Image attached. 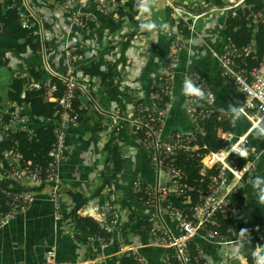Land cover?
Returning <instances> with one entry per match:
<instances>
[{
  "label": "crops",
  "instance_id": "obj_1",
  "mask_svg": "<svg viewBox=\"0 0 264 264\" xmlns=\"http://www.w3.org/2000/svg\"><path fill=\"white\" fill-rule=\"evenodd\" d=\"M25 1L29 7L27 9H32L42 23L46 43L45 60L49 58L46 64L53 74L65 75L66 48L67 50L76 49L77 54L82 57L76 66L77 76L82 74V70L91 63L98 64L102 70H106L108 64L119 59L123 50L122 44L127 40L124 63L119 66L120 82L117 94L122 100L124 113H128L133 105L150 106L152 104L154 79L164 71L166 61L178 49L179 70L196 72L205 80L214 92L218 109L234 121L238 133H243L249 128V124L237 113L242 101L241 95L235 89L223 84L219 78L218 63L213 58L214 53L223 52L228 48L224 39L223 26L226 19L234 14L235 4L239 0H195L196 11L203 16L194 24L191 22L194 25L193 31H189L190 34L187 37H181L178 34L177 21L167 7L169 3L183 6L184 1L190 3L191 0H164L163 10L153 3L150 6V12L143 14L138 12L136 6H146L144 0H123L117 12L105 15L96 11L93 5H89L85 11L89 15L85 21L86 29L75 27L66 10L49 7L42 0ZM216 1H220L224 6L217 7L213 4ZM226 3L229 5H225ZM0 4L5 11H9L17 5L21 8L22 2L21 0H0ZM24 9L19 10L24 12ZM23 12L20 11L24 14ZM193 14L197 13L193 12ZM202 21L204 23L201 25ZM150 23L156 24L153 30L141 27ZM191 24L189 21V25ZM198 24L200 29H197ZM31 55V59L18 57L19 60H16L18 63L15 62L13 67L25 71L26 68L40 66L43 62L42 55L39 52L37 55ZM26 72L28 73V70ZM89 79L91 89L97 88V90L92 91V103H80L79 108L83 111L81 121L68 138L72 151L69 159L60 169L61 215L72 211L73 203L78 197L85 199L93 197L85 205L84 215L91 216L100 223L104 215L107 216L111 210L118 209L116 212L120 211L121 216L124 215L125 218L121 217L120 213L119 215L116 213V222L114 216L109 218L110 224L113 223L111 225L112 240L102 243L91 239L88 251L85 244L74 240L71 223L60 225L54 222V211L48 196L37 195L24 212L0 222V264H39L43 262L45 253L50 248L55 249L57 259L63 262L87 258V260H95L96 264H119L122 254L119 253L118 246L120 248L125 245L118 233L114 231L120 224L128 223L130 215V210L120 205L123 201L131 204L138 217L148 219L152 228L159 229L165 225L164 228L167 230H174L173 222L169 218L160 220L157 217L156 222L151 221L156 214L145 204H141L142 207L146 206L143 207V216H141V209H138L140 202L134 199L133 184L137 182L149 187L155 185L156 175L151 168L150 151L139 145L134 138L124 137L118 140V134L114 132L115 122L105 113L110 114L120 109L102 92L98 78ZM43 81L35 84H42ZM45 83L48 81H44ZM174 93L175 102L167 115L164 136L189 128V122L183 112V92L179 78L174 85ZM93 98L96 100L94 101ZM90 106L92 110H89ZM90 111L94 112V117L89 115ZM249 138L252 151L260 157L257 160L255 173L248 184L242 188L246 205L237 213L243 212L239 219H236L234 214L235 232L241 238L259 231L256 230L257 228L260 229L256 224L254 206L257 199L263 195L261 191L264 187V136L257 131H252ZM110 142L118 149L123 161L122 169L117 174L104 151V147ZM4 176L5 172L0 166V189L11 192L5 187ZM109 178L114 179L111 185ZM106 184H109L108 187ZM110 188L113 195L109 193ZM109 198L114 201L113 204ZM108 205L111 208H108ZM105 207L106 210L103 211ZM146 214H150L151 218ZM125 234L127 245L140 247L139 253L148 264H165L164 259L169 256V252L152 247L146 248L148 233L138 229L137 222L132 224ZM194 244L199 248L203 259L210 264H215L226 254L234 252V247L231 245H218L216 238L207 239V241L202 238L195 239Z\"/></svg>",
  "mask_w": 264,
  "mask_h": 264
},
{
  "label": "built area",
  "instance_id": "obj_2",
  "mask_svg": "<svg viewBox=\"0 0 264 264\" xmlns=\"http://www.w3.org/2000/svg\"><path fill=\"white\" fill-rule=\"evenodd\" d=\"M243 1L245 0H239L236 6ZM21 2V9H25L24 14L18 16L19 23L28 30L37 26L39 46H34L33 51L39 52L44 61L46 48L44 47L42 23L32 9H27L29 8L27 2L25 0ZM45 3L49 7L66 10L65 12L70 15L75 27L86 29L85 21L89 15L85 11L89 5H93L96 11L105 15L117 12L123 0H45ZM167 8L176 20L186 24L191 20L194 24L203 16L196 11L195 4L192 5L190 11L172 3H169ZM193 24L189 25L191 32ZM227 46V50L214 53L213 58L218 63L219 78L223 84L235 89L241 95L242 101L237 113L249 124L247 131L237 132L234 121L218 109L214 92L198 73L179 70L178 49L172 54L169 66L159 75L166 85L163 91V96L167 99L164 109L157 107L153 95L150 106L136 104L126 115L115 111L109 116L115 122L114 132L116 134L125 128L129 138H134L139 145L150 151L156 183L153 187L145 185L142 188L136 182L133 184V193L137 195L143 190L147 199L144 204L151 207L160 220L169 218L173 222L174 230H167L164 228L165 225L159 229L153 228L145 245L146 248L152 247L169 252V256L164 259L165 264H210L204 261L199 248L194 244L195 239L199 238L205 241L216 238L218 245L234 247L233 253L226 254L221 261L215 264H264V249L260 245L254 243L253 251L246 256L243 246L248 238L236 237L235 231L230 228L227 231L232 234V239L220 238L213 229L219 227L220 220L234 215L232 204L256 171L257 160L260 156L251 149L250 133L257 131L264 136V55L257 62L258 53L254 42L241 49L231 47L230 42ZM77 53L76 49L67 50L66 48L64 76L53 74L45 60L46 69L44 67L43 69L49 76L60 81L63 87V94L59 98L54 97L56 87L51 85L50 81L44 84L42 80L43 83L38 85L31 80L26 70L39 73L37 67L26 68L25 71L12 67L14 79H26L29 84L32 81V84L24 89L22 100L13 104L7 121L0 120L4 134L0 143H6L9 136L18 133L26 135L31 141L32 135L40 132L36 130L44 127H47L53 134L54 143L51 151L46 153L47 163L37 170L31 169V162L22 167V155L3 153V160L7 163L4 176L6 182H13L30 191L5 192L9 198L7 206L12 208V211L9 214H0V222L12 219L16 214L24 212L34 198L40 194L48 196L54 211V222L59 224L61 220L60 169L71 154L69 134L78 128L80 118L78 112L82 111L79 108L78 112L72 113V108L78 96L86 97L89 103H92V91L97 90V88L91 89L88 77H84L83 74L76 75L77 63L82 60ZM249 61L257 63L251 69H247L245 65ZM178 78L181 88L186 89L185 82H189L200 88L202 95L197 97L187 94L186 91L183 93V112L189 122V128L164 136L167 115L175 102L174 85ZM44 95L47 96L49 103L56 104L58 110L47 119L34 118L31 115L33 108L28 98L33 96L42 98ZM215 116H218L219 120H226L229 128L218 131L217 138L221 145L217 146L215 151H210L202 157L201 175L213 170L216 174L205 185L191 186L187 171L184 167H180L179 160L181 157L197 159L200 152L207 151L204 145L206 133L202 124L210 122ZM112 217V214L104 215L100 222L104 229L108 230L105 224ZM111 225H113L112 222ZM118 231L116 229L117 233ZM95 240L104 243L101 238ZM259 248L261 252L258 251ZM139 249L140 247L121 246L119 253L122 255L130 253L137 264H148L140 255ZM41 264H96V261L84 259L59 261L55 249L50 248L46 251Z\"/></svg>",
  "mask_w": 264,
  "mask_h": 264
},
{
  "label": "trees",
  "instance_id": "obj_3",
  "mask_svg": "<svg viewBox=\"0 0 264 264\" xmlns=\"http://www.w3.org/2000/svg\"><path fill=\"white\" fill-rule=\"evenodd\" d=\"M217 7L224 6L220 1L213 2ZM18 5L13 7L12 10H4L0 4V120L3 122L7 121L9 118L11 108L14 103H18L22 100L24 95V89L28 88L29 83L26 79H14V70L11 68V62L7 58L5 51L15 54L17 57H23L28 54L37 55V51H33V47L38 45V28L37 26L32 27L31 29H24L19 23L18 16L23 12ZM24 13V12H23ZM177 21V32L181 37H187L190 33L189 22L186 24L183 21ZM191 24V21H190ZM92 27V25H90ZM147 30H153L152 28H147ZM156 30V29H154ZM224 30V39L226 45L231 43V47L236 49H241L248 46L251 42L255 43L256 50L258 53V61L261 60L264 55V1L263 0H245L235 7L233 15H230L223 26ZM191 32V31H190ZM46 43L44 42V46ZM128 42L122 44L123 50L119 59L112 61L107 65L106 70L98 64L91 63L87 68L82 70L84 77L89 78H98L100 81V88L106 97L110 98L112 102L117 104L118 108L123 111V103L121 98L117 94V87L120 82L119 66L124 63V52L126 51ZM39 46V45H38ZM257 62L249 61L246 63L245 67L251 69L254 64ZM170 64V58L166 61V67ZM39 73H31V78L34 82L50 81V84L56 87V93L54 97L59 98L63 94V87L61 86L60 81L56 78L49 76L43 67L38 66ZM164 69V70H165ZM164 72V71H163ZM162 72V73H163ZM118 78V80H117ZM165 82L157 76L154 79L152 86L154 102L159 109H164L167 99L163 96V91L165 90ZM29 103L32 105L31 115L34 118H43L47 119L52 117L57 112L56 104L49 103L47 101V96L44 95L42 98L30 97L28 98ZM94 101L96 100L93 98ZM80 102L76 100L74 102L72 113L78 112ZM83 112V111H81ZM81 112H78L81 121ZM83 114V113H82ZM202 128L206 133V138L204 145L207 147V151L200 152L199 158H186L181 157L179 160L180 167H184L187 171L189 184L191 186L198 187L200 185H205L209 182L210 178L216 174V171L206 172L204 175H201L202 157L210 151H215L217 146L221 145L217 138V133L219 130L228 129L229 124L226 120H219L218 116H215L210 122H205L202 124ZM32 135L31 141L28 140V137L23 134L11 135L8 137L6 143H0V166L3 171H7V163L3 160V153L10 152L12 154H20L23 157L22 167H25L29 162H31V169L37 170L39 167L42 168L43 165L47 163L46 153H49L52 149L54 143L53 134L44 127L42 129H37ZM128 137L126 129L124 128L118 134V140ZM224 146V145H223ZM225 147V146H224ZM104 151L109 157L110 164L115 169V173H119L123 166V161L119 154L118 149L112 142L108 143L104 147ZM109 184L111 185L114 182L113 178H109ZM5 187L10 190L12 193H25L29 192V189L22 188L18 184L13 182H6ZM142 188L144 185L140 184ZM109 193L113 195V191L110 188ZM93 199H85L83 197H78L74 201L72 211L69 214H62L60 225L66 223H71L73 227V238L78 242H82L90 248L89 240L101 238L104 242L108 243L113 238V229L109 221L106 222L108 230L104 229L102 225L92 218L91 216L84 215L83 210L85 205ZM134 199L138 201L139 205L144 204L147 200L145 198L144 192L139 194H134ZM140 199H142L140 201ZM110 200V198H109ZM111 201V200H110ZM9 198L3 189H0V214H9L12 211V208L7 206ZM113 204L114 201H111ZM122 207H127L130 210V215L128 218V223L123 226L122 230L119 231L118 236H120L123 244L128 246L126 239V230L130 226L137 222L138 229L148 235L152 231V225L148 219L144 217H138L136 210L131 206L127 201L121 202ZM246 205V197L241 191L238 197L235 199L232 204V211L236 214L238 211L242 210ZM255 220L256 224L260 229L255 231L250 235H247L248 240L244 244L245 255L249 256L253 251L254 243H257L264 249V193L257 199V202L254 206ZM234 215H230L225 219L219 221V227H214L213 229L219 234L220 238H232V234L228 233L227 229H232L235 231V221ZM263 230V232H260ZM117 233L116 231H114ZM236 237L241 238L235 232ZM253 237V238H251ZM246 246V249H245ZM119 250V246H118ZM89 251V249H88ZM87 260V258H84ZM205 261V260H204ZM209 263V261H206ZM119 264H137L132 256L129 254H123L119 260Z\"/></svg>",
  "mask_w": 264,
  "mask_h": 264
},
{
  "label": "rangeland",
  "instance_id": "obj_4",
  "mask_svg": "<svg viewBox=\"0 0 264 264\" xmlns=\"http://www.w3.org/2000/svg\"><path fill=\"white\" fill-rule=\"evenodd\" d=\"M42 2H45V0H42ZM200 2V1H199ZM196 3V1L195 0H191L190 1V3H187V2H183V6L188 10V11H190L191 9H192V5L193 4H195ZM154 4L156 5V6H158V7H160L162 10H163V6H164V4H165V1L164 0H157V2H154ZM225 5H229L228 3H226ZM182 6V7H183ZM44 7H48V6H45L44 5ZM48 9H50L49 7H48ZM230 14V13H229ZM224 15H226V14H224ZM204 23V21H202V23H201V25ZM197 29H200V24H198L197 25ZM5 54H6V56L8 57V59L10 60V62H11V68L15 65V62L16 63H18L16 60H19L18 59V57L15 55V54H13V53H11V52H6L5 51ZM24 57H27V58H32V55L31 54H28V55H26V56H23V58ZM20 58V57H19ZM47 61L49 62V58L47 57ZM47 61H46V63H47ZM40 66L41 67H44V69H46V64H45V60L40 64ZM25 74H27L26 72H24ZM22 75V74H21ZM28 75H29V77L31 76V72H28ZM95 109V108H94ZM89 110H92V106H90L89 107ZM94 111V110H93ZM93 111H90L89 112V115L91 116V117H94L95 116V114H94V112ZM116 111H119V112H121L123 115H126V112L124 113V110L122 111V110H116ZM95 112H96V109H95ZM102 113H104L103 111H102ZM105 114H107V115H111V113L109 114V113H105ZM1 121H0V141L3 139V136H4V134H3V131L1 130ZM152 168V167H151ZM151 168H150V171H151ZM108 185L109 184H106V186L108 187ZM101 192H102V190H101ZM262 194L264 193V187H263V189H262ZM143 207H146L145 205L143 206ZM143 207L140 205V208H138L141 212V216H143L142 215V210H143ZM28 208V207H27ZM26 208V209H27ZM108 208H111V207H109V205H108ZM115 207H113V209H114ZM104 210H106V207H105V209H103V211ZM109 210V209H108ZM118 209H114V211L113 210H111V213H109V214H112L115 218H114V220H115V222H116V219H117V214L116 213H118V215H119V213H120V211L119 212H116ZM243 212V211H242ZM242 212H239V213H236L235 214V217H236V219H239V217L241 216V214H242ZM126 215V214H125ZM146 215H150V214H146ZM120 216H121V213H120ZM121 217H123V218H125L124 217V215H122ZM150 218H151V216H149ZM154 221V222H156L157 221V216L156 215H154V218H151V221ZM3 221H5V220H3ZM126 224V222L125 223H122V224H120L119 226L120 227H118L119 228V231H121L122 230V228H123V226ZM117 228V229H118ZM118 231V232H119ZM260 232H263V230H260ZM119 251V250H118ZM39 264H41V263H39Z\"/></svg>",
  "mask_w": 264,
  "mask_h": 264
},
{
  "label": "clouds",
  "instance_id": "obj_5",
  "mask_svg": "<svg viewBox=\"0 0 264 264\" xmlns=\"http://www.w3.org/2000/svg\"><path fill=\"white\" fill-rule=\"evenodd\" d=\"M154 2H155V0H144V3H145L146 6H139L138 5V6H136V8H137V10H138V12L140 14H143L145 12H150V6ZM141 27L142 28H144V27L155 28L156 24L150 23V24H147V25H142ZM185 85H186V89L184 87L182 88V92L183 93H185V91H186L187 94L195 95L197 97L202 95L200 88H198L196 86H193L192 83L185 82Z\"/></svg>",
  "mask_w": 264,
  "mask_h": 264
},
{
  "label": "water",
  "instance_id": "obj_6",
  "mask_svg": "<svg viewBox=\"0 0 264 264\" xmlns=\"http://www.w3.org/2000/svg\"><path fill=\"white\" fill-rule=\"evenodd\" d=\"M235 6H236V4H235ZM78 101L80 103H85V104L89 103V100L86 97H82V96L78 97Z\"/></svg>",
  "mask_w": 264,
  "mask_h": 264
},
{
  "label": "bare ground",
  "instance_id": "obj_7",
  "mask_svg": "<svg viewBox=\"0 0 264 264\" xmlns=\"http://www.w3.org/2000/svg\"><path fill=\"white\" fill-rule=\"evenodd\" d=\"M258 251L261 252V251H260V248L258 249Z\"/></svg>",
  "mask_w": 264,
  "mask_h": 264
}]
</instances>
